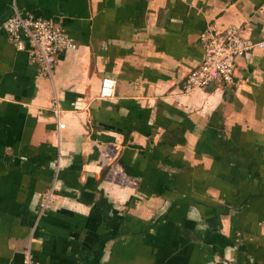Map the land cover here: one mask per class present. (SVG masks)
Segmentation results:
<instances>
[{
  "label": "crops",
  "instance_id": "crops-1",
  "mask_svg": "<svg viewBox=\"0 0 264 264\" xmlns=\"http://www.w3.org/2000/svg\"><path fill=\"white\" fill-rule=\"evenodd\" d=\"M14 6L75 40L51 77L3 30ZM208 24L264 41V0H0V264H264V47L183 92Z\"/></svg>",
  "mask_w": 264,
  "mask_h": 264
},
{
  "label": "built area",
  "instance_id": "built-area-1",
  "mask_svg": "<svg viewBox=\"0 0 264 264\" xmlns=\"http://www.w3.org/2000/svg\"><path fill=\"white\" fill-rule=\"evenodd\" d=\"M1 26L9 41L17 50H24L31 63L37 64L41 70L52 76L57 58L63 52L76 48L75 40L66 32L60 19L44 17L29 10L13 7L12 12ZM202 47V59L196 68L190 70L183 81V92L209 86L228 87L235 83L237 61L252 48L264 47V41H253L240 35L238 28L228 26L224 29L208 24L199 35ZM115 94V80L110 77L101 79L98 96L110 99ZM80 102L74 103L79 108ZM51 110L58 128L64 127L59 117L62 111L56 98ZM119 148L106 144L101 147L99 165L105 170V177L120 185L134 184V178L128 175L117 163ZM55 194L53 188L41 194L40 211L52 206ZM30 263V257L25 258Z\"/></svg>",
  "mask_w": 264,
  "mask_h": 264
}]
</instances>
